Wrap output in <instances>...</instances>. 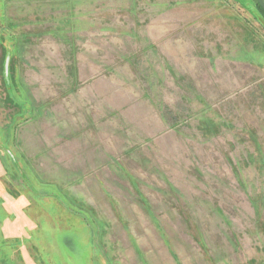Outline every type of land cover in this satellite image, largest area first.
I'll return each mask as SVG.
<instances>
[{
	"label": "rangeland",
	"instance_id": "rangeland-1",
	"mask_svg": "<svg viewBox=\"0 0 264 264\" xmlns=\"http://www.w3.org/2000/svg\"><path fill=\"white\" fill-rule=\"evenodd\" d=\"M258 11L0 0V264H264Z\"/></svg>",
	"mask_w": 264,
	"mask_h": 264
},
{
	"label": "trees",
	"instance_id": "trees-1",
	"mask_svg": "<svg viewBox=\"0 0 264 264\" xmlns=\"http://www.w3.org/2000/svg\"><path fill=\"white\" fill-rule=\"evenodd\" d=\"M257 2V1H256ZM258 3V2H257ZM258 6H259V4H258ZM259 10L260 11H258L261 15L260 16H262V17H264V11L261 9V7L259 6ZM1 43L3 44V39L2 40H0V45H1ZM7 52V51H6ZM6 57H7V53L5 54V56H4V58H3V65H2V67H1V69H2V74H3V78H4V76H5V65H6ZM10 71V78L12 77V75H14L15 73L13 72V59L11 58V63H10V69H9ZM12 79V78H11ZM3 81H4V85L3 86H5V89L6 90H8L9 91V89H8V86L6 85V82H5V78L3 79ZM12 82H13V79H12ZM11 93V92H10ZM12 97V95L11 94H7V96L5 97V99H6V101H7V103H8V101L9 102H11L10 103V105L12 104V102L14 103V101H13V98H11ZM18 99V100H17ZM16 100L17 101H21L22 102V99L20 100L19 98H17ZM15 100V101H16ZM16 101V104H18V106H20V108H18L17 106H15L18 110L20 109V110H23V107H25V105L24 104H21L20 102H17ZM13 105H15V104H12V106ZM19 110V111H20Z\"/></svg>",
	"mask_w": 264,
	"mask_h": 264
},
{
	"label": "water",
	"instance_id": "water-1",
	"mask_svg": "<svg viewBox=\"0 0 264 264\" xmlns=\"http://www.w3.org/2000/svg\"><path fill=\"white\" fill-rule=\"evenodd\" d=\"M257 2H258V4H259V6L261 7V9L264 11V0H256ZM7 60H6V65H5V74H6V76H8V71H9V65H10V59H9V57L8 58H6Z\"/></svg>",
	"mask_w": 264,
	"mask_h": 264
},
{
	"label": "crops",
	"instance_id": "crops-1",
	"mask_svg": "<svg viewBox=\"0 0 264 264\" xmlns=\"http://www.w3.org/2000/svg\"><path fill=\"white\" fill-rule=\"evenodd\" d=\"M168 263H169V260H168Z\"/></svg>",
	"mask_w": 264,
	"mask_h": 264
}]
</instances>
